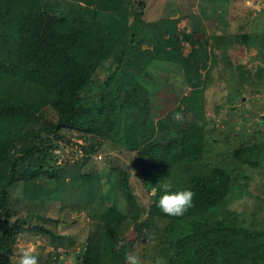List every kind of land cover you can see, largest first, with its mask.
I'll use <instances>...</instances> for the list:
<instances>
[{
	"label": "trees",
	"instance_id": "obj_1",
	"mask_svg": "<svg viewBox=\"0 0 264 264\" xmlns=\"http://www.w3.org/2000/svg\"><path fill=\"white\" fill-rule=\"evenodd\" d=\"M143 8L144 0H0V264H16V235L52 234L29 221L57 220L45 213L54 201L59 210H85L89 220L77 264H125L121 246L100 241L101 231L114 226L108 210L132 219L136 239L155 244V258L166 264H264V210L259 202L250 204L249 174L242 169L260 154L249 144L233 146L216 160L205 155L207 104L200 84L154 120L148 117L144 72L155 56L166 54L177 18L165 12L145 20ZM255 37L263 58L264 35ZM104 61L106 74L95 79ZM262 70L258 65L256 71ZM129 111L148 136H128L132 144L126 146L113 136ZM175 113L183 120L173 119ZM129 125L124 130L134 133ZM66 133L83 141L76 164L58 161L54 151ZM104 139L136 151L133 171L144 203L137 201L125 165L84 169ZM164 182L172 190L194 191V207L182 217L165 216L158 207ZM15 185L33 211L14 208ZM154 218L163 220L161 228ZM142 227L150 237L143 242Z\"/></svg>",
	"mask_w": 264,
	"mask_h": 264
},
{
	"label": "rangeland",
	"instance_id": "obj_2",
	"mask_svg": "<svg viewBox=\"0 0 264 264\" xmlns=\"http://www.w3.org/2000/svg\"><path fill=\"white\" fill-rule=\"evenodd\" d=\"M212 6L219 10L212 11ZM228 7L231 8L228 10ZM200 8L204 11L201 12ZM142 11L145 20L154 19L165 12H168L169 17L177 18L176 31L168 39L166 54L155 56L144 72L152 104L153 117H148L154 120L164 108H172L180 96L188 92L189 88L185 84L187 79L191 78L192 84L196 86L202 85L203 99L207 104L204 153L216 160L218 155L233 146L253 144L255 153L260 155L242 169L249 174V202H259L263 211L264 56L260 58L256 53L255 36L259 33L264 35V0H248L247 3L244 0H144ZM243 35L248 36L247 41ZM108 63L104 61L103 67L97 69L95 79H101L106 74L105 66ZM258 65L262 71H256ZM45 109L48 116H53L51 110ZM123 115L113 136L118 143L129 146L132 141L128 136L139 139L148 136L135 113L129 111ZM130 123L134 124V133L124 130V126L128 127ZM82 143L81 138L66 133L64 138L58 140V148L54 150L57 160L76 164L81 155L79 145ZM125 145L117 147L104 139L97 151L88 158L84 169L91 170L109 163L125 165L130 170L129 179L137 201L144 203V192L137 189V177L133 171L138 163L136 154ZM40 183L53 184L44 179ZM252 194L261 196L262 200L259 201ZM11 201L19 213L33 211V207L27 206L19 198V185L11 188ZM65 209L59 210V202L54 201L48 204L45 213L53 219L58 217L57 220L32 217L29 222L49 227L52 234L25 231L16 235L11 258L17 261L19 248L32 242L38 248L39 264H48L49 261L53 264H77L90 223L85 210L73 206ZM108 212L111 213L114 226L112 231H101V242L106 246H121L124 253L137 252L143 264H166V259L157 260L160 259L158 255L155 258L152 252L156 249L155 244L151 247L150 243H141L136 239L138 226L132 219L124 218L114 210ZM162 221L154 218L152 223L161 228ZM140 234L143 235L142 242L150 238L145 227H142ZM53 251L60 253L57 258H54ZM153 255L155 261L150 260Z\"/></svg>",
	"mask_w": 264,
	"mask_h": 264
},
{
	"label": "clouds",
	"instance_id": "obj_3",
	"mask_svg": "<svg viewBox=\"0 0 264 264\" xmlns=\"http://www.w3.org/2000/svg\"><path fill=\"white\" fill-rule=\"evenodd\" d=\"M173 119L182 121L180 113H175ZM163 194L158 200V207L165 216L182 217L194 207V191L191 188L172 190V184H161ZM125 264H143L137 252L129 251L124 256ZM16 264H39V252L35 243L29 242L19 248V258Z\"/></svg>",
	"mask_w": 264,
	"mask_h": 264
},
{
	"label": "crops",
	"instance_id": "obj_4",
	"mask_svg": "<svg viewBox=\"0 0 264 264\" xmlns=\"http://www.w3.org/2000/svg\"><path fill=\"white\" fill-rule=\"evenodd\" d=\"M244 1H245L246 3L248 2V0H244ZM230 8H231V7H228V10H229ZM199 10H200L201 12L204 11L203 8H200ZM211 10L213 11V10H219V9H218L217 7L212 6V7H211ZM206 18H208V17L206 16ZM215 25H217V24H215ZM181 70L184 71V68L181 67ZM189 83H191V84H189ZM185 84L187 85L188 88H191L192 86H196V85L192 84V80H191V78L187 79L186 82H185ZM141 124H142V123H141ZM142 127L144 128L145 125L142 124ZM145 129H146V127H145ZM146 139H147V137H146V138H144V137L141 138L142 141H144V140H146ZM132 151H134V154H135L136 151L134 150V148L132 149Z\"/></svg>",
	"mask_w": 264,
	"mask_h": 264
}]
</instances>
